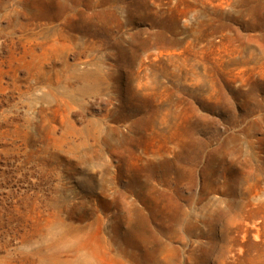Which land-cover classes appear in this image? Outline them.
Returning <instances> with one entry per match:
<instances>
[{
	"label": "rangeland",
	"instance_id": "obj_1",
	"mask_svg": "<svg viewBox=\"0 0 264 264\" xmlns=\"http://www.w3.org/2000/svg\"><path fill=\"white\" fill-rule=\"evenodd\" d=\"M0 264H264V0H0Z\"/></svg>",
	"mask_w": 264,
	"mask_h": 264
}]
</instances>
